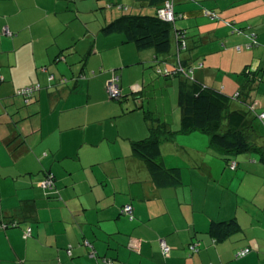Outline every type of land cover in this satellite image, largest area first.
Here are the masks:
<instances>
[{"label":"crops","instance_id":"crops-1","mask_svg":"<svg viewBox=\"0 0 264 264\" xmlns=\"http://www.w3.org/2000/svg\"><path fill=\"white\" fill-rule=\"evenodd\" d=\"M128 1L134 3L130 14L156 15L147 2ZM123 2L0 0V223L19 224L0 229V264H264V186L243 198L225 177L226 170L233 180L264 174L262 162L243 165L198 131L162 142L165 171L159 173L133 151L160 123L181 129L179 85L188 77L179 75L178 81L155 69L163 63L173 69L175 29L187 32L182 57L190 77L194 72L193 79L232 102L250 89L248 106L255 99L257 113H264V86L247 83L245 76L264 71V0H175L171 57L140 50L122 34L103 33L126 14ZM85 8L95 16L88 11L85 17ZM213 54L228 73L223 88L206 67ZM114 74L123 94L116 101L106 89ZM155 85L171 113L165 105L151 106ZM33 86L40 89L26 104L17 91ZM237 104L242 107L232 103L231 110L247 112L246 103ZM256 128L255 140L264 145ZM217 171L229 182L220 191L222 202L211 195L200 200L195 183L218 179ZM49 175L52 190L42 186ZM126 206L133 219L122 214ZM234 218L241 230L215 242L212 222ZM27 228L31 236L25 238ZM193 244L199 251L191 254ZM245 248L253 252L235 261Z\"/></svg>","mask_w":264,"mask_h":264},{"label":"trees","instance_id":"trees-1","mask_svg":"<svg viewBox=\"0 0 264 264\" xmlns=\"http://www.w3.org/2000/svg\"><path fill=\"white\" fill-rule=\"evenodd\" d=\"M138 1L147 2L150 7L155 8L156 15L124 14L104 27L103 33L107 35L114 33L122 34L126 42L134 44L140 50L153 49L158 54L171 57L173 47V31L175 29L174 24L165 22L158 17V10L163 7L167 0ZM176 20L177 17L175 21ZM182 32H185L187 41V32L175 29L176 35L177 33ZM187 48L183 50L181 48V43H179L176 38V50L174 53L175 62L173 68H176L177 65H181L185 71L190 69L182 57V53L186 51ZM57 61H60V59ZM159 67L162 69L168 68L170 70L168 65L163 63L162 65L155 66L156 72ZM162 76L167 78L180 77L178 75L175 77L165 75ZM185 76L188 77V79L180 81L178 97L182 117L181 129L179 131H173L166 123L158 124L156 127L152 128V134L147 139L137 141L133 144L134 153L147 162L148 167L152 172L159 173L165 171L160 162L162 155V142L164 140H170L178 133L188 134L192 131H198L209 136L212 145L216 146L225 154L237 155L238 153L243 152H256L260 154V161L264 164V145L257 143L255 140L256 136H258V134H256L257 128L255 126V120L248 119V112L231 110V97L205 87L196 79L191 78L188 73H186ZM245 76L246 79H248L247 83H251L255 77V75L250 73V71L245 73ZM1 81L2 80L0 79V82ZM37 87L39 86L25 87L35 89L28 99H26L27 97H23L18 94L19 91L24 88L17 91V96L23 97L26 104H28L32 101L34 94L40 89V87L38 89ZM249 92L250 89L247 91L243 89L239 91V95H236L233 98L237 99L239 97V100L243 99L242 102L247 104L250 95ZM121 99H123V97ZM225 160L229 163V166L236 163L235 161L232 162L229 157ZM173 178L174 180H177L176 177ZM54 188L55 182L53 177L52 189ZM7 224L12 225L14 223ZM17 225L19 224L17 223ZM238 230H241V227L235 218L222 222L213 221L210 226V231L214 236L215 242L225 240L232 233ZM245 249H250L251 253L253 252L251 248Z\"/></svg>","mask_w":264,"mask_h":264},{"label":"rangeland","instance_id":"rangeland-1","mask_svg":"<svg viewBox=\"0 0 264 264\" xmlns=\"http://www.w3.org/2000/svg\"><path fill=\"white\" fill-rule=\"evenodd\" d=\"M87 2L88 1H84V3H87ZM112 2H114V3L116 2V4H118V5H119V2H123L122 4H123L124 8L125 7L127 8V10L125 11L126 14L131 13V8H133V6H134V3H131L128 0H112ZM101 3H103L105 6H108V3H106V0H104V1L101 0ZM89 10L90 9H86V8L84 9V12H85L84 16L85 17H88V14H86V13ZM99 12H102V11L99 10ZM89 15L94 17L95 13H91V11H89ZM204 49H207V51L210 52L213 49V47L207 46V47H204ZM199 66H200V64L197 65L196 67H194V71H196L197 69H201ZM206 67H208V68L212 67L214 73L216 74V76H218V79H217L218 81L216 83V86H218V88H223L222 83H221V78L228 77V73L225 71L226 69L222 68L220 59L215 57L214 54L210 55L209 60H208V65ZM190 74H191V77L193 78L194 72L192 73V71H191ZM156 77L160 78L161 76H156ZM62 79L69 80L66 77H63ZM213 79L211 78V81H213ZM176 80L179 81V79H177V78H176ZM69 82H70V80H69ZM64 83L66 84L67 82H64ZM251 83L252 84L258 83V84H262L264 86V71L259 70L257 72V74L255 75L254 80ZM153 89L155 90L154 91L155 96L152 95L153 99L151 102V106L159 105V107L162 110L163 105H165L167 107V98H164L162 96V92L159 90L158 85L153 86ZM233 101L234 102H232L233 103L232 107H234L235 105H236V107H238V106L242 107V106L237 104V103L242 104V102H239L240 100L233 98ZM254 102H255V99H253V102L251 105L252 107L248 106L249 103H247L245 105L242 104L243 109L248 112L249 116L250 115L253 116V117L250 116V118L254 119L256 121V127L258 126V128H260L261 133H263L262 135H264V125L262 124L263 122H261L260 117L257 118V116H260L261 113H257L258 112V111H256L257 102H255V103ZM175 104H176V101L174 98V106H175ZM232 110H234V109H232ZM163 112L166 113L165 110H163ZM167 113H171L170 108H168ZM192 144L196 145L197 143H191V145ZM234 158L236 161H239L243 165H246L247 163H252L253 160H255V162L258 164H260V162H261L260 161V154L256 153V152L255 153L254 152L238 153ZM255 162H253V163H255ZM226 171H227V173H226L225 177L228 181H230V183L225 182L222 179L224 176V173L222 175V172L217 171V172H215V175L218 178L216 180L210 176L207 178H204V179H198V181L195 183L196 196L200 200H202V198L204 199L207 195H211L213 198V201H216V203H218V202L221 203L224 197H223L222 193H220V191L223 192L224 188L228 187V185H227L228 183H229V185H231V187H232L231 189L237 190V192H239L243 198H252V197L256 196V194L262 188L261 186H264V174L263 173H256L255 175L253 173H249V175L246 176L243 180H240V178L233 180V177H235L234 173L231 170H226ZM221 180H223V181H221ZM217 190H219V191L216 192ZM260 195H263V192H261ZM215 196H216V199H215ZM235 261H236V259H235ZM235 261L233 263H236Z\"/></svg>","mask_w":264,"mask_h":264},{"label":"built area","instance_id":"built-area-1","mask_svg":"<svg viewBox=\"0 0 264 264\" xmlns=\"http://www.w3.org/2000/svg\"><path fill=\"white\" fill-rule=\"evenodd\" d=\"M210 15V14H209ZM158 17L165 21V22H169V23H174L175 19H176V13H175V0H167L163 7H161L158 10ZM5 33L10 34L9 30L7 28H5ZM177 41L179 43H181V48L183 50H185L187 48V41H186V35L185 32L183 33H177L176 35ZM251 38L253 40L256 39V36L253 34L251 36ZM255 42V41H254ZM249 47V46H248ZM238 51H241V47L239 46ZM158 74L160 75H165V76H179V75H186V73H188L187 71H185V69L181 66V65H177L176 68L173 69H168V68H158L157 69ZM39 87H37L38 89ZM106 89H107V93L110 99L112 100H119L123 97L122 94V90L120 87V77L116 74H114L112 76V78L107 82L106 85ZM35 91L34 88H24L22 90L19 91L18 94H20L23 97H27L26 99H28V97ZM260 120L263 122L264 124V113H262L260 116ZM232 169H236L237 165L236 163H233L231 165ZM43 188L45 189H52L53 188V177L52 175H49L46 177V179L43 181L42 183ZM122 214L128 216L129 218H133V209L131 206H126L122 209ZM10 226H17V223H14L12 225L9 224H4V223H0V229H7ZM31 236V229L27 228L24 232V237L28 238ZM85 245L88 246L89 248H91V253L92 255H95V252L93 250V246L91 245V243L89 241H85ZM163 253L165 255H168L170 253V247L168 246V244L166 242H162L161 244ZM189 250L191 252V254H194L196 252L199 251V245L198 244H193L189 247ZM251 253L250 249H243L238 251L235 254V259L240 260L243 259L247 256H249ZM112 264V263H111Z\"/></svg>","mask_w":264,"mask_h":264}]
</instances>
